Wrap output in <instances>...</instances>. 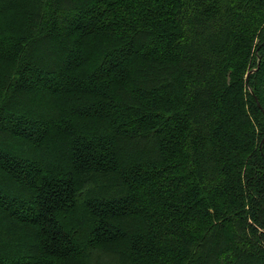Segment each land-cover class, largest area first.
Masks as SVG:
<instances>
[{
	"label": "trees",
	"instance_id": "obj_1",
	"mask_svg": "<svg viewBox=\"0 0 264 264\" xmlns=\"http://www.w3.org/2000/svg\"><path fill=\"white\" fill-rule=\"evenodd\" d=\"M0 264H264V0H0Z\"/></svg>",
	"mask_w": 264,
	"mask_h": 264
},
{
	"label": "rangeland",
	"instance_id": "obj_2",
	"mask_svg": "<svg viewBox=\"0 0 264 264\" xmlns=\"http://www.w3.org/2000/svg\"><path fill=\"white\" fill-rule=\"evenodd\" d=\"M49 141H51V140H49Z\"/></svg>",
	"mask_w": 264,
	"mask_h": 264
}]
</instances>
